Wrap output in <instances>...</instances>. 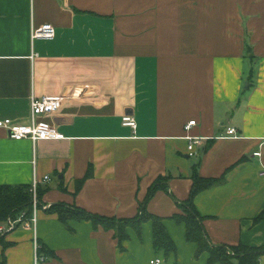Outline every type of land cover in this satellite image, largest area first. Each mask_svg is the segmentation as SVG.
<instances>
[{"label": "crops", "instance_id": "1", "mask_svg": "<svg viewBox=\"0 0 264 264\" xmlns=\"http://www.w3.org/2000/svg\"><path fill=\"white\" fill-rule=\"evenodd\" d=\"M47 23L55 37L32 40ZM32 95L64 97L47 117L64 138L17 141L0 128V186L50 177L36 229L0 233V264H34L35 238L50 253L42 264H207L173 218L195 170L223 179L194 199L211 243L264 246V0H0V120L29 123ZM189 136L203 138L193 155ZM160 178L146 208L176 253L154 249L151 220L121 242L102 223L46 211L132 219Z\"/></svg>", "mask_w": 264, "mask_h": 264}, {"label": "trees", "instance_id": "2", "mask_svg": "<svg viewBox=\"0 0 264 264\" xmlns=\"http://www.w3.org/2000/svg\"><path fill=\"white\" fill-rule=\"evenodd\" d=\"M90 175V172H89ZM87 175V176H89ZM194 183L188 198L180 203L178 206L182 213L175 214L173 218L185 225L186 239L190 243L197 244L196 255L199 257L201 254L207 252L210 257L207 264H260V259L264 255V246L250 247L243 244L239 245H213L208 238L203 225V218L198 213L194 199L201 191L219 185L223 179H207L200 177L196 172L192 177ZM166 183L162 178L158 179L149 189L147 197L140 205L139 213L132 219H115L98 216L92 214L84 209L78 207H71L65 204H52L46 208L49 213L57 214L59 220L63 223L69 221H92L95 225L102 223L106 229H115L119 241L127 239L125 229L128 226L135 227L140 234V226L143 222L151 220L153 223V246L156 251L163 250L165 254L176 253L177 247L171 237L169 236L163 218L153 215L147 211V202L154 196V194L166 188ZM47 191L45 187H39V208H43L44 203L42 198ZM32 195L30 186H0V221L7 222L9 219L16 220L20 215L24 214L26 218L32 216ZM263 217L261 214L260 218ZM259 218V219H260ZM19 225H17L18 227ZM233 252L234 255H231ZM39 254L46 256L49 255L47 249L41 245Z\"/></svg>", "mask_w": 264, "mask_h": 264}, {"label": "built area", "instance_id": "3", "mask_svg": "<svg viewBox=\"0 0 264 264\" xmlns=\"http://www.w3.org/2000/svg\"><path fill=\"white\" fill-rule=\"evenodd\" d=\"M56 29L50 24H43L39 28H33L31 32L32 40L45 39L51 40L55 37ZM64 97L61 95H44L42 97L31 96L30 101V122L27 124L13 123L11 119L0 120V128L7 131L8 136L13 140L29 139L34 143L43 140H60L64 138V135L58 130V128L47 120V117L56 114L62 107ZM123 125L136 129L137 123L131 115L123 116ZM196 125V120L190 121L186 125V130H190L192 126ZM224 137L237 138V131L233 127L227 129V135ZM189 140L188 150L190 155L194 154L195 147L201 144L203 138L201 137H187ZM264 145V139L263 144ZM255 156H260L261 151L254 152ZM264 175V171L262 172ZM50 181L49 176H45L40 180L36 175L33 178L30 186V192L32 195V216L26 218L24 214L20 215L18 219L7 221L6 227L0 228V233H4L13 230L17 225H24L25 227H33L36 229L37 215L39 211V197L38 190L43 183ZM35 257L34 264H42L46 261L47 257L39 254L40 245L35 238ZM231 253V252H229ZM150 264H164L161 258H154L150 261Z\"/></svg>", "mask_w": 264, "mask_h": 264}, {"label": "rangeland", "instance_id": "4", "mask_svg": "<svg viewBox=\"0 0 264 264\" xmlns=\"http://www.w3.org/2000/svg\"><path fill=\"white\" fill-rule=\"evenodd\" d=\"M231 255H234V253H233V252H231Z\"/></svg>", "mask_w": 264, "mask_h": 264}]
</instances>
